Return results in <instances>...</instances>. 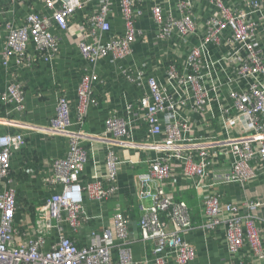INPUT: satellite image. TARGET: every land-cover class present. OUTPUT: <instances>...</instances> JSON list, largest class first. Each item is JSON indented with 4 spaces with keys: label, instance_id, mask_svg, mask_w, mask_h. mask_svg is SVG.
Returning a JSON list of instances; mask_svg holds the SVG:
<instances>
[{
    "label": "built area",
    "instance_id": "built-area-1",
    "mask_svg": "<svg viewBox=\"0 0 264 264\" xmlns=\"http://www.w3.org/2000/svg\"><path fill=\"white\" fill-rule=\"evenodd\" d=\"M40 1L50 14L31 13L26 16L20 28L8 29L1 52L4 68L8 67L11 59L26 66L32 64L34 58L26 54L30 44L34 46L37 59L50 60L58 49L52 29L66 31L68 20L75 12L97 0ZM119 1L124 23L122 36L111 34L108 22L111 7L109 0H103L99 10L87 18V29L79 28L77 46L86 66L77 88L76 120L73 122L71 118L70 101L61 95L57 101L56 116L49 121L48 126L49 130L66 134L68 139L65 156L53 162L54 173L46 180L48 187H60L61 193L48 198L36 209L34 238L24 243L17 242L19 231L14 220L18 203L10 176V159L13 153L24 147L25 139L21 133L0 135V264H135L128 248L135 236L131 232L129 218L122 211L112 218L114 236L110 230H103L100 235H94L95 239L89 246H79L76 241L65 236L62 227L65 223L75 233L87 221L83 210L85 195L89 200L101 203L113 199L117 194L115 182L118 159L111 150L106 154L107 173L103 177L94 176L85 185L81 177L89 160L88 151L83 145L89 135L83 130V125L89 108L99 104L94 95V87L99 81V60L108 56L115 63L125 60L141 36L135 27L140 12L134 10L135 3L141 0ZM144 1L152 4L151 15L159 28L160 38L169 39L173 31L183 40L195 34L196 24L187 1L179 3L185 12L179 18L164 16L159 5L162 0ZM210 2L224 17L221 20L212 18L207 22L204 45L219 44L223 33L229 31V43L239 44L249 54V57L241 61L233 78L225 83L231 105L222 108L226 134L241 123L247 135L243 136L240 143L228 144V153L232 155V161L228 164L219 163L221 156H227L226 152L220 150L223 144L206 139L199 141L202 143L199 144L201 148H194L198 139L190 137L189 125L180 118L179 110L188 103L194 113L203 111L209 97L217 94L220 89V84L208 82L204 78L208 64L204 63L202 46L190 50L183 68L174 62L167 65L168 80L184 89L182 99L172 98L155 78H145V92L137 103L143 111L141 121L146 126L148 137L154 140L150 144L151 150L157 153L162 151L164 154L155 155L150 161L146 179L139 185L137 193L140 201H152L149 207L140 205L138 240L151 249V258L140 264H168L169 261L174 264H190L196 259L194 247L184 237L196 228L190 209L185 202L177 201L174 192L167 188L171 177L175 175L172 161L181 167L179 176L189 182L193 190L203 193V221L197 227L204 234L223 229L229 255L238 256L247 244L252 257L258 262H264L262 230L258 226V222L264 223V196L243 202L245 213L241 215L237 207L223 202L211 191L219 185L235 184L244 189L247 183L259 176L254 169L257 162L264 170V87L260 81L264 77V55L253 49L251 41L255 27L246 15L231 12L221 0ZM250 5L256 7L257 3L253 1ZM106 34H109L108 40L103 44L102 39ZM132 74L128 69L123 70L127 81L134 82L133 77L138 81L143 80L141 72L134 76ZM241 84L244 89L239 90L237 86ZM20 101L21 90L18 85L12 84L4 92L0 91V105ZM136 108L132 104L126 106V116ZM126 116L112 117L105 122L107 131L115 140L131 137L130 122ZM160 136H164V139L157 140ZM234 139L228 138L226 141ZM212 144L219 146L212 147ZM54 229L59 239L48 251H44L45 238ZM114 249L119 253L117 261L112 257Z\"/></svg>",
    "mask_w": 264,
    "mask_h": 264
},
{
    "label": "crops",
    "instance_id": "crops-1",
    "mask_svg": "<svg viewBox=\"0 0 264 264\" xmlns=\"http://www.w3.org/2000/svg\"><path fill=\"white\" fill-rule=\"evenodd\" d=\"M109 1L111 7L108 22L111 34L122 36L124 23L120 1ZM181 1H187L189 4V11L196 24L195 34L183 40L173 31L169 39L160 38L159 28L151 15L152 4L141 0L134 5L136 13L140 12L135 27L141 36L132 46L131 55L117 63L113 62L110 56L99 60V81L94 87V95L99 104L89 108L83 125V130L89 135L83 143L88 151L89 160L81 181L85 185L94 176L103 177L107 173L106 154L111 150L118 159L115 182L117 194L113 199L101 203L89 200L85 195L83 210L88 218L87 221L83 222L75 233L67 224L62 225L65 236L76 241L79 246H89L95 239L94 235H100L103 230H110L114 236L112 218L117 212L122 211L129 218L131 232L135 236V240L128 247L135 264L151 258L150 247L138 240L137 224L141 215L140 205L149 207L152 201L138 199L139 185L146 179L150 161L155 155L164 154L162 151L157 153L151 150L150 144L154 140L148 137L146 126L141 121L143 111L139 109L137 103L145 92V78H155L172 98L182 99L184 89L168 80L167 65L174 62L179 68H183L190 50L202 46L204 63L208 64L203 74L204 78L208 82L220 84V89L217 94L209 97L203 111L194 113L188 103L179 110L180 118L189 125L190 137L194 140L198 139L194 148H201L202 145L199 144L202 143L199 141L206 139L223 144L220 150L222 153L226 152L227 156L225 158L221 156L219 163L228 164L232 161V155L228 153V144L240 143L243 141V136L247 135L241 123L226 134L222 121V108L231 105L229 90L225 83L233 78L241 61L249 57V54L239 44L229 43L231 35L229 31L223 33L219 44L204 45L207 22L212 18L221 20L224 17L210 0H162L159 5L164 16L179 18L185 13L179 7ZM253 1L257 3L256 7L250 5ZM221 2L231 12L246 15L248 21L254 24L255 35L251 44L255 52L264 55V0H221ZM102 4L103 0H97L76 11L68 20L66 31L52 29V34L57 38L58 49L50 60L37 59L34 46L30 44L26 54L34 58L32 64L26 66L11 59L8 67L4 68L1 52L6 43L8 29L20 28L26 16L31 13L48 16L50 12L40 0H0V91L4 92L12 84L18 85L21 90L19 103L0 105V135L21 133L25 139L24 147L13 153L10 159V176L18 203L14 220L19 231L18 243L34 238L36 209L48 198L61 193L60 187H48L46 180L54 173L53 162L65 156L68 139L66 134L49 130V121L56 116L57 101L61 95L70 101L71 118L73 122L76 120L77 88L86 66L77 46L79 28H88L87 18L96 13ZM108 36L109 34L103 36V44L107 42ZM227 58L229 59L226 61ZM126 69L133 72V76L141 72L143 80L138 81L133 77L134 82L127 81L123 76V70ZM260 81L264 87V77ZM237 87L239 90L244 89L243 84ZM130 104L137 108L126 116V106ZM125 116L130 122L131 137L115 140L107 131L105 122L112 117ZM228 138L236 139L227 142ZM162 139L164 136L157 138V140ZM219 144H212V147H217ZM171 165L175 175L171 177L170 186L167 188L174 192L177 201L187 204L191 219L196 224V228L184 236L196 251V259L190 264H264L252 257L247 244L238 256L229 255L223 229L204 234L197 227L203 221L201 205L203 193L193 190L189 182L179 176L181 167L176 161H172ZM254 169L259 176L247 183L244 189L235 184L219 185L211 191L223 202L233 204L238 212L244 215L243 202L264 196L263 166L258 165L257 162ZM262 217L264 218V214ZM258 226L262 230L264 249V223L258 222ZM58 239L59 234L54 229L45 238L43 250L48 251ZM118 254L117 249H114L112 256L114 261L118 260ZM168 264L174 263L169 261Z\"/></svg>",
    "mask_w": 264,
    "mask_h": 264
}]
</instances>
